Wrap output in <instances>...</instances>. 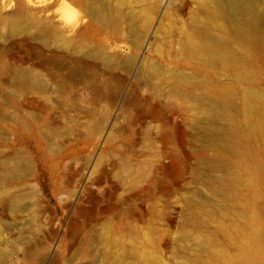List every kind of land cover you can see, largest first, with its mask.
<instances>
[{"label":"rangeland","instance_id":"1","mask_svg":"<svg viewBox=\"0 0 264 264\" xmlns=\"http://www.w3.org/2000/svg\"><path fill=\"white\" fill-rule=\"evenodd\" d=\"M92 1L0 0V264H264L241 210L264 236V66L240 83L186 51L213 0Z\"/></svg>","mask_w":264,"mask_h":264},{"label":"bare ground","instance_id":"2","mask_svg":"<svg viewBox=\"0 0 264 264\" xmlns=\"http://www.w3.org/2000/svg\"><path fill=\"white\" fill-rule=\"evenodd\" d=\"M220 1L222 2V0ZM213 2L214 5L211 6L212 11L210 12V16L212 18L217 17L218 19H222L223 22L221 21L219 24H216L217 27H215L214 30L208 29L206 26L208 25L207 22L196 23L192 27L193 32L197 35H200L201 37L198 40H186L183 47L188 53L195 54L199 59L202 58L205 61L211 63H220L221 66L225 67L226 71L230 72V74L233 75L240 83L244 81H249L250 83V79L253 77L250 70V60L253 61V63L257 66H264V38H260L258 35L255 36L257 30L254 31L255 33L250 32V21L252 22L255 20V17H250V8L252 7V10L258 8L259 15H264V8L260 7L259 5H253L250 0H244L241 20L234 19L230 16L229 20L231 25L226 26L224 21L226 19V2L221 3L218 0H213ZM90 13L94 17L106 22H112L116 20L111 14L110 7L107 4L101 2V0L92 1ZM30 23L33 26H37L38 24L36 20H30ZM21 26L23 27L24 25H22L18 19L13 20L8 24L9 30L13 33H16L21 28ZM248 90H250V87ZM214 95L216 99L221 101V105L217 106L216 108L219 107L224 111V118H226V121L228 120L232 122L233 113L225 105L227 102H232L229 93L214 92ZM245 105L246 108L243 110V120L245 119V125L249 129L251 128L252 130H257L260 124L258 126L257 123L249 119L248 116H251L252 114H259L260 110L258 106L250 103L248 100H245ZM203 109L208 114L213 115L215 113V109L213 106H211V102L209 105L204 103ZM251 117H253V115ZM220 137L224 138V135H220ZM238 145L239 146L237 149L241 152V145ZM243 154L250 157V152ZM243 154L241 155L244 156ZM254 163L256 167L264 172V163H260L259 161H255ZM17 171H19L17 164L12 165V167L6 171V176H10ZM241 210L245 213L242 214L244 216L243 228L248 230V227L252 226V228L255 229L254 231L257 237L262 241L261 243L264 244V236L257 227L263 223L260 219L259 212H256L253 216H250V209L243 208ZM246 262L247 259H245V263Z\"/></svg>","mask_w":264,"mask_h":264}]
</instances>
